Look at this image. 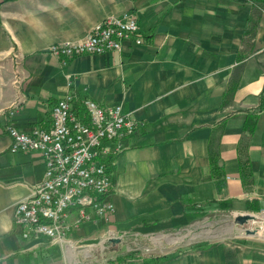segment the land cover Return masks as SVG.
<instances>
[{
	"label": "crops",
	"instance_id": "obj_1",
	"mask_svg": "<svg viewBox=\"0 0 264 264\" xmlns=\"http://www.w3.org/2000/svg\"><path fill=\"white\" fill-rule=\"evenodd\" d=\"M125 12L136 16L140 44L131 38L120 51L64 63L48 52ZM70 89L80 116L81 99L90 97L120 105L138 123L96 156L111 179L106 199L114 212L72 229L71 242H93L108 230H193L214 211L264 212V0H0V264L80 257L45 236L25 238L14 224V204L46 166L38 152L10 149L5 130L8 123L49 129L52 107ZM236 238L199 240L154 264H264L263 238Z\"/></svg>",
	"mask_w": 264,
	"mask_h": 264
},
{
	"label": "built area",
	"instance_id": "obj_2",
	"mask_svg": "<svg viewBox=\"0 0 264 264\" xmlns=\"http://www.w3.org/2000/svg\"><path fill=\"white\" fill-rule=\"evenodd\" d=\"M131 38L135 44L142 42L135 14L125 12L97 23L79 40L52 43L47 50L64 63L67 58L82 54L120 51L123 42ZM14 59L18 68L20 60L16 54ZM14 78L16 82L20 80L18 71ZM66 84L71 86L69 74ZM77 101L72 89L59 98L51 110L49 129L35 127L26 132L12 123L6 125L10 149L38 152L46 166L43 178L33 186L31 194L14 204L13 222L23 228L25 238L45 236L62 250L79 252L80 257L69 264H134L117 253V246L128 233L108 230L95 241L81 244L68 239V233L82 223L106 222L114 212L113 204L106 199L111 179L96 156L106 153L104 143L119 142L138 126L120 105L105 108L90 97L81 99L84 116H80L75 111ZM120 149L118 143L115 152ZM151 246V250L159 248Z\"/></svg>",
	"mask_w": 264,
	"mask_h": 264
},
{
	"label": "rangeland",
	"instance_id": "obj_3",
	"mask_svg": "<svg viewBox=\"0 0 264 264\" xmlns=\"http://www.w3.org/2000/svg\"><path fill=\"white\" fill-rule=\"evenodd\" d=\"M264 212L256 214L259 219L256 221H248L244 224L245 228L253 229L256 226H261L260 234H264V220L262 219ZM204 218L193 230L181 231L171 234L161 235H147L136 236L134 234H128L123 236L121 243L117 246L118 255H122L128 258L129 261L134 264H154L156 262L155 257L163 256L166 252H172L175 250L189 247L191 244L201 240L214 242L217 240H231L239 241L241 239L236 238L238 234L243 232V229L234 223V216L227 211H214ZM254 225V226H253ZM178 238L182 237V240H178L175 243L169 242L166 238ZM257 236V235H256ZM161 241V242H160ZM155 244L159 246L156 250H151V245Z\"/></svg>",
	"mask_w": 264,
	"mask_h": 264
},
{
	"label": "water",
	"instance_id": "obj_4",
	"mask_svg": "<svg viewBox=\"0 0 264 264\" xmlns=\"http://www.w3.org/2000/svg\"><path fill=\"white\" fill-rule=\"evenodd\" d=\"M257 219H259V217L256 215V214H248V213H245V214H236L234 215V223L239 225L242 229H243V232H242V235H245V236H259L261 238L264 239V234H259V230L261 228V226H255V228L253 229H248V228H245L244 224L248 221H256Z\"/></svg>",
	"mask_w": 264,
	"mask_h": 264
},
{
	"label": "bare ground",
	"instance_id": "obj_5",
	"mask_svg": "<svg viewBox=\"0 0 264 264\" xmlns=\"http://www.w3.org/2000/svg\"><path fill=\"white\" fill-rule=\"evenodd\" d=\"M263 220H264V216H263ZM261 229H262V227H261L260 230H259V234H260V232H261ZM165 239L168 240L169 242L175 243V242L178 241V240H182V239H183V236H182V237H178V238H174V237L171 236V238H166V237H165ZM160 242H161V241H160Z\"/></svg>",
	"mask_w": 264,
	"mask_h": 264
},
{
	"label": "trees",
	"instance_id": "obj_6",
	"mask_svg": "<svg viewBox=\"0 0 264 264\" xmlns=\"http://www.w3.org/2000/svg\"><path fill=\"white\" fill-rule=\"evenodd\" d=\"M201 246L200 244H195L194 247H199ZM123 258H120V260H122Z\"/></svg>",
	"mask_w": 264,
	"mask_h": 264
}]
</instances>
